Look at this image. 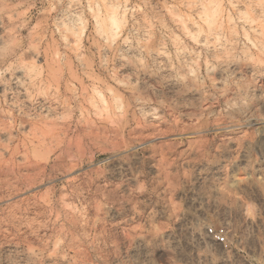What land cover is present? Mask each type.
<instances>
[{"label":"rangeland","instance_id":"1","mask_svg":"<svg viewBox=\"0 0 264 264\" xmlns=\"http://www.w3.org/2000/svg\"><path fill=\"white\" fill-rule=\"evenodd\" d=\"M241 247L264 264V0H0V264Z\"/></svg>","mask_w":264,"mask_h":264},{"label":"built area","instance_id":"2","mask_svg":"<svg viewBox=\"0 0 264 264\" xmlns=\"http://www.w3.org/2000/svg\"><path fill=\"white\" fill-rule=\"evenodd\" d=\"M208 236L221 245L224 251L227 252L228 249H232L230 245V229L228 224H221L218 227L208 228ZM238 251L241 252V259L244 261L241 264H257L254 257L251 256L249 249L241 247V250L238 249ZM222 258L224 259V264H229V261H227L225 257Z\"/></svg>","mask_w":264,"mask_h":264}]
</instances>
